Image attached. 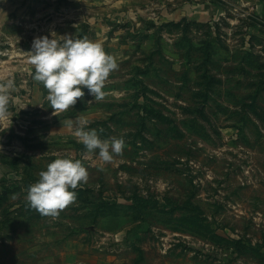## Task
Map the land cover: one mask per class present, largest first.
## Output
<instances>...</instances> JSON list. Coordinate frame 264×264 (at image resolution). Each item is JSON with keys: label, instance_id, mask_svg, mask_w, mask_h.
<instances>
[{"label": "rangeland", "instance_id": "rangeland-1", "mask_svg": "<svg viewBox=\"0 0 264 264\" xmlns=\"http://www.w3.org/2000/svg\"><path fill=\"white\" fill-rule=\"evenodd\" d=\"M52 31L116 55L104 98L53 114L28 53ZM9 79L0 264H264V0H0ZM77 116L124 151L85 155ZM67 155L88 179L41 214L29 186Z\"/></svg>", "mask_w": 264, "mask_h": 264}, {"label": "clouds", "instance_id": "clouds-1", "mask_svg": "<svg viewBox=\"0 0 264 264\" xmlns=\"http://www.w3.org/2000/svg\"><path fill=\"white\" fill-rule=\"evenodd\" d=\"M28 53L35 66L34 79L42 81L49 90L48 98L54 115L57 110L74 106L77 98L85 95V86L95 99L104 98L106 80L119 66L116 55L107 52L99 40L72 34L60 35L55 31L51 36H36ZM15 87L12 79L0 82V113L7 111L10 89ZM74 122L80 125L76 127L75 134L86 147L85 155L98 148L99 156L109 161L113 159V153L124 151L126 140L123 136L102 138L103 128L84 127L88 121L81 116L75 117V121L68 118L70 126ZM88 175L82 159L59 156L39 172V179L29 186L27 199L31 207L41 214L59 215V210L76 200L78 193L75 189L87 181Z\"/></svg>", "mask_w": 264, "mask_h": 264}]
</instances>
